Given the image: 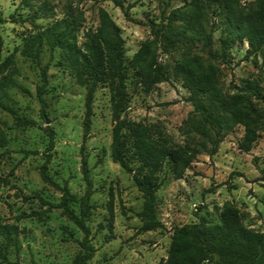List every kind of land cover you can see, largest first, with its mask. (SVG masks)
<instances>
[{
    "label": "rangeland",
    "instance_id": "obj_1",
    "mask_svg": "<svg viewBox=\"0 0 264 264\" xmlns=\"http://www.w3.org/2000/svg\"><path fill=\"white\" fill-rule=\"evenodd\" d=\"M22 1L0 0V65L8 59L10 65L5 71L11 66L15 70L13 82L2 89L0 100L32 122L30 126H19L0 107V127L7 140L6 146L0 148V176L6 179V184L0 187V221L14 223L19 229L18 249L7 255L11 264H70L79 251L81 233L56 208L61 192L39 177L49 132L53 147L46 164L47 176L57 187H65L76 200L89 193V203L93 205L85 224L95 251L84 264H157L165 257L173 227L197 223L201 217L214 223L224 203L239 211L245 227L264 231V132L258 133L250 151L240 152L236 143L242 129L235 127L224 136L213 155L207 156L206 152L196 155L180 179H174L164 166L155 192L157 218L163 229L139 233L140 222L136 217L141 205L139 193L130 174L109 158L112 118L106 88L99 86L94 92L89 132L83 142L88 186L82 178L79 150L84 89L56 63L57 49L50 54L43 44L38 65L19 53L23 40L60 19L69 3L83 17L77 43L82 32L98 25L97 10L103 9L119 28L124 56L129 59L138 45L150 38L147 22H158L184 0H121L123 7L128 6L126 18L111 0H29L31 7ZM43 1L52 8L53 15L32 19L37 5ZM218 35L215 33L213 39ZM214 47L218 45L214 43L211 48ZM245 48L244 44L223 48L228 62L216 64L219 85L232 93V87L252 80L261 87L264 96V46L247 58ZM174 57L158 54V62L167 69L166 81L155 85L148 94L134 93L128 87L129 102L124 116L142 123H157L172 145H181L184 137L179 127L192 107L187 101V91L169 72ZM44 65L45 118L39 113L35 94L40 85L39 69ZM194 142L198 140L192 141L193 147ZM109 200L113 213L110 233L105 222ZM72 205L76 210L77 205ZM106 236L110 237L107 241Z\"/></svg>",
    "mask_w": 264,
    "mask_h": 264
},
{
    "label": "trees",
    "instance_id": "obj_2",
    "mask_svg": "<svg viewBox=\"0 0 264 264\" xmlns=\"http://www.w3.org/2000/svg\"><path fill=\"white\" fill-rule=\"evenodd\" d=\"M111 1L126 18L128 6L123 7L121 0ZM22 3L33 6L29 0ZM34 12L32 19L53 15L46 1L40 2ZM97 21L94 29L87 28L81 33V41L77 43L83 17L76 7L68 3L60 19L23 40L19 53L38 65L43 44L50 54L57 49L56 63L62 65L75 84L84 89L79 150L80 170L88 186L83 142L89 132L94 92L99 86L106 88L112 118L109 158L130 174L131 182L139 193L141 205L136 217L140 225L137 230L139 233L162 230L163 225L156 213L155 192L159 186L158 175L164 166L174 179H180L196 155L200 152L213 155L224 136L235 127L242 129V136L236 143L240 152L250 151L258 133L264 132L261 87L255 81L245 80L242 85L232 87V93L225 92L219 85L216 66L228 62V55L223 53L225 47L244 44L246 58L260 52L264 46V0H184L158 22H147L150 38L142 41L129 59L124 56L119 28L103 9L97 10ZM215 33L219 35L213 39ZM214 43L218 47L211 48ZM158 54L175 55L169 72L187 91V101L192 107L179 127L184 137L181 145H172L157 123H142L124 116L129 102L128 87L134 93L145 95L155 85L166 81L167 69L158 62ZM9 65L8 59L3 61L0 74ZM46 69V65L39 69L40 85L35 91L43 118L46 117V104L42 98ZM14 73L11 66L0 77V98L2 89L12 84ZM0 107L11 114L17 125H32L30 120L3 105L1 100ZM195 139L198 142H194L193 147L191 143ZM6 143L0 127V148ZM52 147V133L49 132L39 177L43 183L61 192L56 208L82 235L78 241L79 251L70 264H84L95 251L85 224L93 205L89 203V193L76 200L65 187H57L49 179L46 164ZM5 184L6 179L0 176V187ZM72 204L77 205L76 210ZM105 208V222L110 233L113 222L110 200ZM18 233L16 224L0 221V263L11 264L7 255L10 250L17 251ZM109 239V236L105 237L106 241ZM157 264H264V231L245 227L239 211L224 203L217 211L214 223L201 217L197 223L173 227L165 257Z\"/></svg>",
    "mask_w": 264,
    "mask_h": 264
}]
</instances>
